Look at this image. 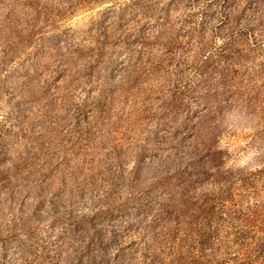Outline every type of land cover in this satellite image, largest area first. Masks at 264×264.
Returning <instances> with one entry per match:
<instances>
[{"label":"rangeland","instance_id":"374dc122","mask_svg":"<svg viewBox=\"0 0 264 264\" xmlns=\"http://www.w3.org/2000/svg\"><path fill=\"white\" fill-rule=\"evenodd\" d=\"M0 264H264V0H0Z\"/></svg>","mask_w":264,"mask_h":264}]
</instances>
